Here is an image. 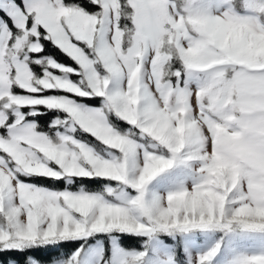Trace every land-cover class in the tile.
Instances as JSON below:
<instances>
[{
    "label": "snow or ice",
    "instance_id": "1",
    "mask_svg": "<svg viewBox=\"0 0 264 264\" xmlns=\"http://www.w3.org/2000/svg\"><path fill=\"white\" fill-rule=\"evenodd\" d=\"M0 264H264V0H0Z\"/></svg>",
    "mask_w": 264,
    "mask_h": 264
}]
</instances>
